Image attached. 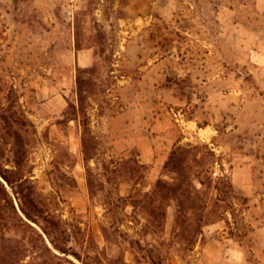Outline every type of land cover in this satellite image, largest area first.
Listing matches in <instances>:
<instances>
[{
	"label": "rangeland",
	"instance_id": "1",
	"mask_svg": "<svg viewBox=\"0 0 264 264\" xmlns=\"http://www.w3.org/2000/svg\"><path fill=\"white\" fill-rule=\"evenodd\" d=\"M0 264H264V0H0Z\"/></svg>",
	"mask_w": 264,
	"mask_h": 264
},
{
	"label": "trees",
	"instance_id": "2",
	"mask_svg": "<svg viewBox=\"0 0 264 264\" xmlns=\"http://www.w3.org/2000/svg\"><path fill=\"white\" fill-rule=\"evenodd\" d=\"M32 202H34L33 201V199H30ZM35 204V203H34ZM15 208V207H14ZM15 210H16V208H15ZM23 210V212L26 214V216L27 217H29V218H31V214H30V212H28V211H26L25 209H22ZM17 211V210H16Z\"/></svg>",
	"mask_w": 264,
	"mask_h": 264
}]
</instances>
